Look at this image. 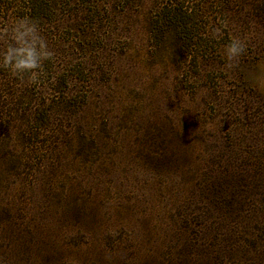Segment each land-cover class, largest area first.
Instances as JSON below:
<instances>
[{
    "label": "rangeland",
    "instance_id": "obj_1",
    "mask_svg": "<svg viewBox=\"0 0 264 264\" xmlns=\"http://www.w3.org/2000/svg\"><path fill=\"white\" fill-rule=\"evenodd\" d=\"M24 1L53 55L0 69V264H264V0Z\"/></svg>",
    "mask_w": 264,
    "mask_h": 264
},
{
    "label": "clouds",
    "instance_id": "obj_2",
    "mask_svg": "<svg viewBox=\"0 0 264 264\" xmlns=\"http://www.w3.org/2000/svg\"><path fill=\"white\" fill-rule=\"evenodd\" d=\"M213 35H219V29H213ZM0 39L7 41L0 49V69L7 70L19 80H23L27 74L29 83H38L43 61L53 55L40 33L38 23L28 15L11 17L8 21L0 22ZM245 50V41L232 37L224 47L226 66L234 67Z\"/></svg>",
    "mask_w": 264,
    "mask_h": 264
},
{
    "label": "trees",
    "instance_id": "obj_3",
    "mask_svg": "<svg viewBox=\"0 0 264 264\" xmlns=\"http://www.w3.org/2000/svg\"><path fill=\"white\" fill-rule=\"evenodd\" d=\"M32 2H31V0H26V1H24V6L23 7H25L26 9H30V7H29V5L31 4Z\"/></svg>",
    "mask_w": 264,
    "mask_h": 264
}]
</instances>
